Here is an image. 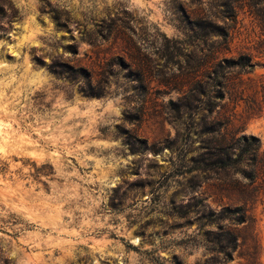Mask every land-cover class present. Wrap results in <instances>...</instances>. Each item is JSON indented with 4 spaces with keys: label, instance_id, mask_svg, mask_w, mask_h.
Segmentation results:
<instances>
[{
    "label": "rangeland",
    "instance_id": "obj_1",
    "mask_svg": "<svg viewBox=\"0 0 264 264\" xmlns=\"http://www.w3.org/2000/svg\"><path fill=\"white\" fill-rule=\"evenodd\" d=\"M241 54L253 70L188 109L204 64ZM261 83L264 0H0V264H222L226 231L225 264H264V197L200 163L223 116L264 154L233 100Z\"/></svg>",
    "mask_w": 264,
    "mask_h": 264
},
{
    "label": "trees",
    "instance_id": "obj_2",
    "mask_svg": "<svg viewBox=\"0 0 264 264\" xmlns=\"http://www.w3.org/2000/svg\"><path fill=\"white\" fill-rule=\"evenodd\" d=\"M222 38L224 46L228 47V35L223 33ZM251 61V57L241 54L236 59L223 58L209 67L206 62L202 79H198V76L192 77L186 107L188 109L194 107L200 95L208 97L209 92H206V88L209 86L218 90V97H216L218 100H224L228 94L227 88L234 83L232 74L251 72L254 68ZM238 84L242 87V83L238 82ZM245 92V89L235 90L233 100L243 102L246 110L252 115H264V83H261L248 96H245ZM206 104H209V99L206 100ZM222 118L223 121L218 122L217 130L207 132L216 133V135L207 143L206 152L200 163L207 172L222 175L225 190L230 188L241 192L251 191L253 198L258 194L264 197V154L261 152L260 140L252 135L237 137L232 132H228L230 116ZM218 215L221 220L227 219L236 226L242 225L248 219L246 204L233 209L223 208ZM226 235L222 242V264L231 261V252L236 249V240L233 235L229 231H226Z\"/></svg>",
    "mask_w": 264,
    "mask_h": 264
}]
</instances>
